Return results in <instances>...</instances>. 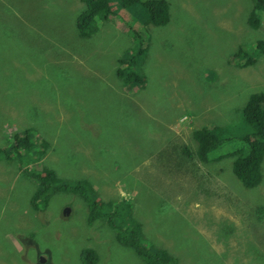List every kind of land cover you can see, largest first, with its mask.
<instances>
[{
  "label": "rangeland",
  "instance_id": "rangeland-1",
  "mask_svg": "<svg viewBox=\"0 0 264 264\" xmlns=\"http://www.w3.org/2000/svg\"><path fill=\"white\" fill-rule=\"evenodd\" d=\"M167 1L164 26H147L140 4L82 38L83 0H0V149L33 136L21 159L0 154V264H85L87 249L98 264H144L117 240L138 224L145 245L179 264H264V161L261 184L247 189L235 158L200 163L183 151L206 126L235 139L212 158L240 141L243 109L264 93V13L253 30V0ZM142 42L144 64L125 72L146 83L126 84L121 60ZM241 46L254 65L241 67ZM45 169L91 185L106 222L90 225L73 190L36 209Z\"/></svg>",
  "mask_w": 264,
  "mask_h": 264
},
{
  "label": "trees",
  "instance_id": "trees-1",
  "mask_svg": "<svg viewBox=\"0 0 264 264\" xmlns=\"http://www.w3.org/2000/svg\"><path fill=\"white\" fill-rule=\"evenodd\" d=\"M83 2L85 3V8L78 17V30L82 38L89 37L95 32L97 29L96 20L99 23L103 20H108L129 6H140L142 4L146 7L147 15L144 22L147 23V26L149 24L164 26L171 20L170 6L167 0H83ZM253 3L254 7L248 18V24L251 29L258 30L263 24L260 13H264V0H253ZM257 46L261 53L264 54V40L259 41ZM148 50L149 46L144 48L143 42L142 45L141 43H137L136 47L121 60V63L125 62L128 64V66L127 64L126 66L123 65L124 69H118L119 77L126 84L133 86L145 85L146 78L143 79L142 74L137 75L133 72L126 73L125 71H127V68H131L132 65L141 64V62L144 64ZM235 56L246 60L243 61L241 67H249L255 64V60L249 56L245 46H241L235 53ZM242 117L246 124V129L240 135V141L225 149L224 154L218 157H211L217 149L235 139L225 138L222 135V131L216 134L215 130H210L212 128L207 126L196 129L193 133L194 142H197L198 145L197 149L191 150L185 144L183 151L189 159L197 158L200 163L220 161L230 157L235 158L233 163L235 175L245 188L252 189L262 182V163L264 161V93H255L250 97L242 111ZM32 137L30 131H27L23 136L16 135L15 144L9 149H0V154H3L8 159H12L14 155H17L21 159L23 148L30 149L32 147ZM37 176L39 189L32 198V203L36 209H39V201H42L46 206V199L51 193L73 190L77 193L82 192L83 197L88 203L90 225L94 224L97 220L106 222L102 219L106 218L104 214H99L101 205L95 203L92 199L95 191L86 181H77L72 184L70 182L64 183L57 177L54 171L47 169L44 170L43 175L37 174ZM91 194L92 196L90 197ZM110 224L112 225L111 221ZM112 227L116 229L115 226ZM117 238L122 245L133 249L144 261V264H179L178 258L169 253L165 248H155L144 244L141 224L133 225V228L128 232L118 230ZM84 261L85 264H98V252L94 249H87L84 252Z\"/></svg>",
  "mask_w": 264,
  "mask_h": 264
},
{
  "label": "clouds",
  "instance_id": "clouds-1",
  "mask_svg": "<svg viewBox=\"0 0 264 264\" xmlns=\"http://www.w3.org/2000/svg\"><path fill=\"white\" fill-rule=\"evenodd\" d=\"M117 240H118V238H117ZM118 242H119V240H118ZM120 243V242H119ZM121 244V243H120ZM122 245V244H121ZM124 246V245H123Z\"/></svg>",
  "mask_w": 264,
  "mask_h": 264
}]
</instances>
